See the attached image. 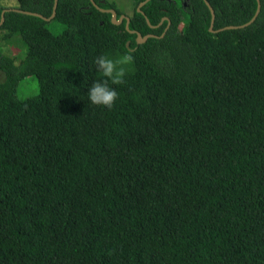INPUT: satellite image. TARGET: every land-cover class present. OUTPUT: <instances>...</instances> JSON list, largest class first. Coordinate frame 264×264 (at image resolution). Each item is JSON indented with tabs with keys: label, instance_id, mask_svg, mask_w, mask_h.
<instances>
[{
	"label": "trees",
	"instance_id": "1",
	"mask_svg": "<svg viewBox=\"0 0 264 264\" xmlns=\"http://www.w3.org/2000/svg\"><path fill=\"white\" fill-rule=\"evenodd\" d=\"M89 1L0 6L23 45L0 49V264H264V0L220 30L203 0H135L127 29ZM207 1L212 29L256 4ZM123 53L114 107L92 104L95 58Z\"/></svg>",
	"mask_w": 264,
	"mask_h": 264
},
{
	"label": "clouds",
	"instance_id": "2",
	"mask_svg": "<svg viewBox=\"0 0 264 264\" xmlns=\"http://www.w3.org/2000/svg\"><path fill=\"white\" fill-rule=\"evenodd\" d=\"M94 63L104 79L95 81L90 86L88 98L92 104L111 110L118 99V92L109 86V82L112 85L125 84V77L134 64V57L129 53L119 54L115 58L109 54H100Z\"/></svg>",
	"mask_w": 264,
	"mask_h": 264
},
{
	"label": "rangeland",
	"instance_id": "3",
	"mask_svg": "<svg viewBox=\"0 0 264 264\" xmlns=\"http://www.w3.org/2000/svg\"><path fill=\"white\" fill-rule=\"evenodd\" d=\"M135 0H106L112 3L113 6L120 11V14L129 15L132 3ZM15 5V0H0V6L12 7ZM52 32H58L62 25L59 22L50 20L46 23ZM1 52L10 56L14 64H17L23 55V45L18 36L14 35L9 40L0 38ZM3 79V74L0 71V81ZM36 90V79L33 74L25 76L19 80L16 88L17 95L21 98L31 95Z\"/></svg>",
	"mask_w": 264,
	"mask_h": 264
},
{
	"label": "water",
	"instance_id": "4",
	"mask_svg": "<svg viewBox=\"0 0 264 264\" xmlns=\"http://www.w3.org/2000/svg\"><path fill=\"white\" fill-rule=\"evenodd\" d=\"M93 1H94V0H90L89 2H90L92 5L96 6L95 3H94ZM146 1H148V0H143V1L139 2V3L137 4V6H136L135 9L138 10V7H139L140 5H142V4H143L144 2H146ZM203 1H204L205 6L207 7V9L209 10V13H210L209 24H208V29H209V30H220V29H224V28H234V27L244 26V25L248 24L249 22H251V21L254 19V17L256 16V14H257L258 11H259V6L261 5L260 2H259V0H255V1H256V4H255V8H254V11H253L252 15L249 17V19H247L246 21H244V22H242V23H239V24H226V25H223V26L218 27V28H216V29H212V22H213V17H214L213 9H211V7L209 6L207 0H203ZM54 5H55V0H52V2H51V7H50V12H49V14H48L47 16H41V15L38 14L37 12L29 11V10L21 11V10H17V9H15V8H9V9H11V10H13V11H17V12L22 13V14L37 15V16L43 18V19H49V18L53 15ZM98 9H99V8H98ZM99 10H101V11H105V12H108V13L110 14L111 22H112V23H115V24H118V23L124 18V20H125V21H124V27H125V29H127V23H128V17H127V16L120 14V15H118V17L116 18V17L114 16V12H113V10H111V9H99ZM2 12H3V9L0 10V20H1V14H2ZM162 20H163V18L160 20V22H161ZM146 22H147V20H146ZM166 27H168V21H167V24H166V26H165L164 29H166ZM130 32H131V31H130ZM161 35H162V34H161ZM151 36H152V34H146V35H144V36H141V35L137 32V33H136V36H135V41H136L137 43H140V42H143L146 38L151 37ZM125 44L127 45L128 42H126Z\"/></svg>",
	"mask_w": 264,
	"mask_h": 264
}]
</instances>
